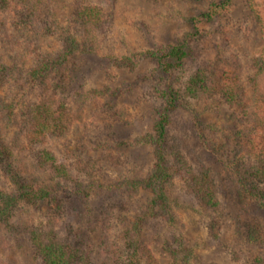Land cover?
Segmentation results:
<instances>
[{
    "label": "trees",
    "instance_id": "16d2710c",
    "mask_svg": "<svg viewBox=\"0 0 264 264\" xmlns=\"http://www.w3.org/2000/svg\"><path fill=\"white\" fill-rule=\"evenodd\" d=\"M72 1L0 0V222L28 243L37 264H158L155 245L174 264H190L185 238L165 236L176 220L175 185L220 216L225 187L237 205L256 206L238 230L232 259L264 264V56L246 66L233 55L232 68L220 72L209 57L215 32L226 43L233 38L225 26L233 0H185L194 15H184L189 30L173 45L113 58L120 68L141 60L150 66L143 82L157 120L133 142L98 143L99 154L76 149L70 136L92 103L106 119L129 118L117 88L78 85V64L103 51L112 17L97 0ZM245 1L253 11L254 0ZM17 35L30 36L21 59L31 58L29 68L3 59ZM222 110L228 118L220 125L206 120ZM144 146L152 148V165L109 180L107 168L127 158L121 151ZM38 206L48 209L44 220L30 215L28 207ZM209 232L220 244L221 223L211 222ZM0 264L23 263L7 251Z\"/></svg>",
    "mask_w": 264,
    "mask_h": 264
},
{
    "label": "rangeland",
    "instance_id": "374dc122",
    "mask_svg": "<svg viewBox=\"0 0 264 264\" xmlns=\"http://www.w3.org/2000/svg\"><path fill=\"white\" fill-rule=\"evenodd\" d=\"M97 1L111 14L112 27L103 51L98 56L80 60L78 85H86L88 88H117L121 95L119 107H125L129 118L127 121L106 119L104 114L99 113L95 103H92L85 110V124L77 126L70 136L74 145L76 144V149H88L89 154L96 152L98 143L110 142L112 138L133 142L142 134L152 133L157 120V110L149 95L150 90L143 82L144 76L150 72V66L141 60L135 69L120 68L113 58L131 57L173 45L182 31L189 30L185 16L194 15L191 7L184 3L185 0ZM206 6L198 5V8L204 11ZM253 8V11L249 10L245 0H233L230 18L225 22L233 38L226 43L215 32L212 42H209V57L215 62L212 67L215 72L231 69L233 55L238 56L241 63L246 66H249L252 58L264 56V0H254ZM72 9V6L68 7V16L63 18L64 22H68L67 17L72 16ZM29 40L28 35L25 39L17 35L5 44L3 59L7 66L17 69L32 66L31 58H27L26 64L21 62ZM17 76L13 74L14 78ZM214 114H208L206 120L220 125L228 118L226 110ZM97 151L98 154L101 153L98 148ZM121 152L126 153L127 158L119 167L107 168L109 180H120V176H126L130 169L141 165L150 166L154 162L150 146L130 148ZM84 157H87V154ZM174 191L171 202L176 220L171 228L165 229L167 239L172 231L180 233L185 238L190 264H237L229 250L236 243L241 225L256 213V206L237 205L228 196L223 195L226 192V188L223 187L221 197L223 214L220 216L197 206L190 198L182 195L176 185ZM141 196L146 199L148 194L142 193ZM95 199L94 203L98 201L97 197ZM28 209L36 220H44L48 210L46 206ZM213 221L222 225L220 244L213 241L210 236L209 225ZM2 239H6L5 243ZM7 251L11 259H20L23 264H37L28 243L10 233L6 225L0 222V254ZM153 252L158 264H174L169 254L162 249V245L153 246Z\"/></svg>",
    "mask_w": 264,
    "mask_h": 264
}]
</instances>
